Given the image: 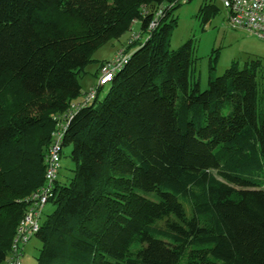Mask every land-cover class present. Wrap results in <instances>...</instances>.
<instances>
[{
  "label": "trees",
  "instance_id": "obj_1",
  "mask_svg": "<svg viewBox=\"0 0 264 264\" xmlns=\"http://www.w3.org/2000/svg\"><path fill=\"white\" fill-rule=\"evenodd\" d=\"M181 4L0 0V264L64 122L74 168L50 185L37 264H264L260 62L202 90L192 46L170 48ZM126 33L131 57L105 98L96 85L78 101L93 53Z\"/></svg>",
  "mask_w": 264,
  "mask_h": 264
},
{
  "label": "rangeland",
  "instance_id": "obj_2",
  "mask_svg": "<svg viewBox=\"0 0 264 264\" xmlns=\"http://www.w3.org/2000/svg\"><path fill=\"white\" fill-rule=\"evenodd\" d=\"M215 6L213 13L205 16L200 14V9L204 4ZM173 16L177 19V26L172 30L170 48L177 50L186 44H190L194 50L196 64L194 66V77L199 81L201 89L208 88V81L211 76H222L233 64L242 69L246 65L251 66L254 62L258 65L259 79L264 90V41L251 35L243 29L233 28L229 22V13L219 2L209 0H191L186 4L179 5ZM130 35L124 34L118 40H111L97 49L92 59L82 74L79 82L82 87L80 99L90 92L98 83V67L101 62L110 61L120 50L122 45L127 43ZM109 89V85L101 88L98 98L102 101ZM2 98V97H0ZM79 99V100H80ZM264 104V102H263ZM71 147H66L62 153L61 169L58 180L65 182L66 178L72 176L74 162L70 157ZM259 183L264 188V172L256 176ZM55 207L48 203L41 219L43 223L54 211ZM42 247L41 241L33 237L24 247L21 256L22 264H37L39 250Z\"/></svg>",
  "mask_w": 264,
  "mask_h": 264
},
{
  "label": "built area",
  "instance_id": "obj_3",
  "mask_svg": "<svg viewBox=\"0 0 264 264\" xmlns=\"http://www.w3.org/2000/svg\"><path fill=\"white\" fill-rule=\"evenodd\" d=\"M183 4L191 0H180ZM211 2L221 3L229 13V22L233 28L243 29L251 35L264 41V0H209ZM141 23L133 26L131 41H136L139 34ZM154 27V24H152ZM131 55L124 50H119L115 56L100 67L97 86L109 85L114 75L128 63ZM97 88L93 87L87 93L85 103L93 101L97 97ZM79 104L73 105V109H78ZM67 117V116H66ZM66 123H60L59 130L54 133L53 142L49 149L47 167L45 172L46 186L34 193L30 197V205L21 220L16 238L14 240L12 254L10 255V264H22V250L27 243L34 237L41 225L43 210L48 204L50 185L59 175L62 159V138L66 129Z\"/></svg>",
  "mask_w": 264,
  "mask_h": 264
},
{
  "label": "crops",
  "instance_id": "obj_4",
  "mask_svg": "<svg viewBox=\"0 0 264 264\" xmlns=\"http://www.w3.org/2000/svg\"><path fill=\"white\" fill-rule=\"evenodd\" d=\"M125 45H126V44H125ZM125 45H122L121 48H120V50H124ZM94 61H95V60H94ZM101 63H103V62H101ZM101 63L99 64V67H100ZM99 67H98V69H99ZM83 99H84V98H82V99H80V100H78V101H82Z\"/></svg>",
  "mask_w": 264,
  "mask_h": 264
},
{
  "label": "bare ground",
  "instance_id": "obj_5",
  "mask_svg": "<svg viewBox=\"0 0 264 264\" xmlns=\"http://www.w3.org/2000/svg\"><path fill=\"white\" fill-rule=\"evenodd\" d=\"M28 244V243H27Z\"/></svg>",
  "mask_w": 264,
  "mask_h": 264
}]
</instances>
